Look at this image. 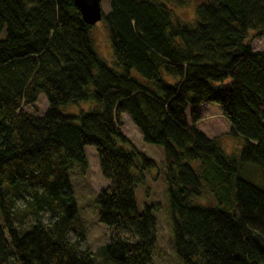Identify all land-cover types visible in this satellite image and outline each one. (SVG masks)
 <instances>
[{"label":"trees","instance_id":"16d2710c","mask_svg":"<svg viewBox=\"0 0 264 264\" xmlns=\"http://www.w3.org/2000/svg\"><path fill=\"white\" fill-rule=\"evenodd\" d=\"M186 2L110 0L101 19L118 70L98 56L74 0H0V264L151 262L154 206L138 210L135 188L156 161L126 137L121 113L163 150L176 263L264 264V50L248 39L264 31V0H204L190 21L174 10ZM39 95L44 113L26 111ZM76 101L90 106L58 111ZM205 102L243 138L238 155L197 127ZM87 145L108 180L96 194L97 218L112 231L99 260L81 248L69 176L88 168ZM244 164L260 167V187L239 175ZM211 171L233 190L230 210L194 202L204 189L215 196ZM26 190L30 199L15 210ZM40 209L49 222L23 228Z\"/></svg>","mask_w":264,"mask_h":264},{"label":"rangeland","instance_id":"374dc122","mask_svg":"<svg viewBox=\"0 0 264 264\" xmlns=\"http://www.w3.org/2000/svg\"><path fill=\"white\" fill-rule=\"evenodd\" d=\"M204 0H187L183 5L174 8L176 15L182 20L190 21L195 15V8L200 2ZM102 13L109 10L110 0L101 1ZM90 35H92L94 46L98 56H100L109 66L120 69L119 66L114 65V58L112 56L111 45H109V38L107 29L103 20L95 22L90 28ZM4 36V32L0 33V38ZM249 42L254 49L264 50V31H249ZM134 75L135 72H133ZM166 79L172 82L173 76L166 75ZM90 106V102L76 101L68 102L61 105L58 111L65 114H76L79 110H86ZM47 107L45 97L39 95L32 106H25L24 109L30 113H44ZM201 119L197 122L199 127L207 136L218 137L220 146L229 155H238L243 144V138L236 136L230 132L228 120L221 114L220 106L216 103L205 102L198 107ZM189 115V111H185ZM120 120H122V130L129 141H132L135 148L144 152L154 161L156 165L150 168L145 176L143 183H140L135 188L137 198L138 210H141L145 204L153 205V215H155L156 222V241L153 248L152 260L149 264H177L175 257V250L171 244V212L167 193L168 184L164 181L162 176L163 171V150L157 144H152L141 140L139 130L136 129L132 120L129 119L126 113H121ZM84 153L87 157L88 168L81 173L77 170L69 173L71 186H73L74 197L76 198L77 208H79V215L85 229V238L81 243V248H88L97 253L96 259H101L100 251L109 236L112 234L111 228L102 224L97 218L96 194L102 187H105L108 180L101 174L97 153L92 145L84 147ZM191 165L195 170H198L200 160H192ZM245 179L252 181L255 185L261 186L263 179L261 178V169L255 164H244L239 173ZM212 181V187L215 191L211 194L204 189L203 194L195 199L197 204L221 205L230 210L233 205L232 192L233 190L228 183L216 172H209L208 177ZM233 179V185L235 179ZM229 196V198L227 197ZM30 191H21L16 197L14 209L20 211L30 199ZM216 197V198H215ZM37 219L42 220L43 223L49 222V211L40 209L38 212L31 211L23 220L22 227L26 228L29 224L35 222ZM115 234V233H114ZM73 233H68V239H73ZM8 264H16L13 258H9ZM103 264H108L104 262Z\"/></svg>","mask_w":264,"mask_h":264},{"label":"water","instance_id":"95a60500","mask_svg":"<svg viewBox=\"0 0 264 264\" xmlns=\"http://www.w3.org/2000/svg\"><path fill=\"white\" fill-rule=\"evenodd\" d=\"M102 0H74L82 20L89 25H94L102 16L101 2Z\"/></svg>","mask_w":264,"mask_h":264}]
</instances>
